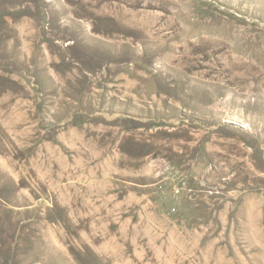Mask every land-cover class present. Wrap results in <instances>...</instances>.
<instances>
[{"label": "rangeland", "instance_id": "rangeland-1", "mask_svg": "<svg viewBox=\"0 0 264 264\" xmlns=\"http://www.w3.org/2000/svg\"><path fill=\"white\" fill-rule=\"evenodd\" d=\"M0 264H264V0H0Z\"/></svg>", "mask_w": 264, "mask_h": 264}]
</instances>
